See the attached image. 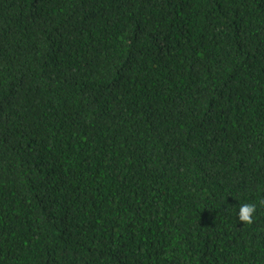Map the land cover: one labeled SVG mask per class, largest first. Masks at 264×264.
I'll return each instance as SVG.
<instances>
[{"label": "trees", "instance_id": "trees-1", "mask_svg": "<svg viewBox=\"0 0 264 264\" xmlns=\"http://www.w3.org/2000/svg\"><path fill=\"white\" fill-rule=\"evenodd\" d=\"M262 201L264 0H0V264H264Z\"/></svg>", "mask_w": 264, "mask_h": 264}, {"label": "clouds", "instance_id": "clouds-1", "mask_svg": "<svg viewBox=\"0 0 264 264\" xmlns=\"http://www.w3.org/2000/svg\"><path fill=\"white\" fill-rule=\"evenodd\" d=\"M264 203V201H262ZM256 213V206L254 204H242L239 207L238 219L243 224L251 225L253 223L254 214Z\"/></svg>", "mask_w": 264, "mask_h": 264}]
</instances>
